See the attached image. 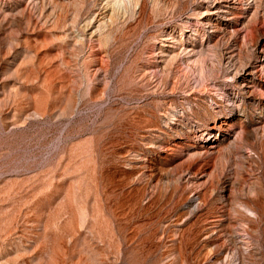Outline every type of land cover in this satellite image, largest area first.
I'll return each mask as SVG.
<instances>
[{"label": "rangeland", "instance_id": "374dc122", "mask_svg": "<svg viewBox=\"0 0 264 264\" xmlns=\"http://www.w3.org/2000/svg\"><path fill=\"white\" fill-rule=\"evenodd\" d=\"M0 264H264V0H0Z\"/></svg>", "mask_w": 264, "mask_h": 264}]
</instances>
